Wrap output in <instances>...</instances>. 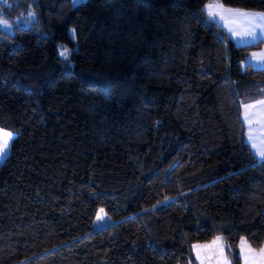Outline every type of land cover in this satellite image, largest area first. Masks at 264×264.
Listing matches in <instances>:
<instances>
[{"label": "trees", "instance_id": "16d2710c", "mask_svg": "<svg viewBox=\"0 0 264 264\" xmlns=\"http://www.w3.org/2000/svg\"><path fill=\"white\" fill-rule=\"evenodd\" d=\"M208 1L2 0L0 264H197L217 236L239 264L240 239L262 246L264 158L241 115L264 97V69L242 65L260 42L236 45ZM59 47L109 90L60 72ZM98 208L114 222L94 231Z\"/></svg>", "mask_w": 264, "mask_h": 264}, {"label": "rangeland", "instance_id": "374dc122", "mask_svg": "<svg viewBox=\"0 0 264 264\" xmlns=\"http://www.w3.org/2000/svg\"><path fill=\"white\" fill-rule=\"evenodd\" d=\"M86 1L87 0H71V5L76 7L84 4ZM0 3H2V0H0ZM210 4L221 5L222 8L216 10V15L209 16L207 12L208 5ZM203 10L212 21L223 28L226 34L233 39L232 41H234L236 45L243 44L244 42H247L246 40H249L247 32L252 37L259 33L262 38H264L262 31L264 30V19H261V16H264V12L250 11L249 15H242V13H247L245 11L248 10L228 8L223 6L218 0H209L205 4ZM0 28L5 31L11 30V27L7 24V22L2 19H0ZM68 32L70 37L74 38L73 28H69ZM62 51H65V49L59 47V53ZM260 54L261 52H250L249 56H247L244 62H242V65L245 66L252 63L255 64L253 68L256 69V64H259L262 59ZM56 66H58V70L64 74H76L83 82L97 85L105 92L109 90L110 72L107 69L96 70L76 67L73 64V60L68 58V55L67 59L61 55V59L59 63H56ZM249 103L250 102L241 104V115L247 128V138L249 139L251 145L254 146L253 148L256 152L255 156L262 159L264 158V155L261 154L264 152V125L262 126L259 123V119L261 116L264 119V107L259 105L254 106V104ZM249 105H251V107H247L246 118V106ZM0 130L7 131L12 134L8 149L5 151L3 156H0L1 166L3 161L9 155L15 133L2 127H0ZM101 210H103V212H101ZM113 222L114 220L105 212L103 208H98L96 216L92 222V229L96 231L112 224ZM217 238H219V241L216 244H213V241L217 240ZM262 250H264V242L260 248H253L244 238H242L238 243L235 254L239 259V264H264V252H262ZM192 253L197 264H235V258L227 251L226 244L220 236H217L208 242L193 244Z\"/></svg>", "mask_w": 264, "mask_h": 264}, {"label": "snow or ice", "instance_id": "6c2138e0", "mask_svg": "<svg viewBox=\"0 0 264 264\" xmlns=\"http://www.w3.org/2000/svg\"><path fill=\"white\" fill-rule=\"evenodd\" d=\"M220 8H222L221 5L210 4V5H208L207 14L209 16H214L217 14L216 10L220 9ZM242 15H249V14L242 13ZM261 19H264V16H261ZM59 55H62L65 57V59H67V51L66 50L60 52ZM253 55H256V54H253ZM260 55L262 58H264V54H260ZM259 103L264 104V101H260ZM247 107H251V105L246 106V111H245L246 118H247ZM11 138H12V134L10 132L0 130V156H3L5 154V151L9 147V142H10ZM261 154L264 155V152H262ZM101 212H103V210H101ZM218 241H219V238H217V240L213 241V244H216ZM262 252H264V250H262Z\"/></svg>", "mask_w": 264, "mask_h": 264}, {"label": "crops", "instance_id": "0c3cea01", "mask_svg": "<svg viewBox=\"0 0 264 264\" xmlns=\"http://www.w3.org/2000/svg\"><path fill=\"white\" fill-rule=\"evenodd\" d=\"M245 12L250 14V11H245ZM237 27H239V26H237ZM262 31H263V34H264V30H262ZM247 37H248L249 40H246L247 42H244L243 44H240V46L241 45H251V44H256V43L260 42V47L256 51H254V53L261 52V54H264V38H262V36L259 33L256 36L252 37L248 32H247ZM250 65L253 67L255 64L251 63ZM256 67H257L256 69H264V58L261 59V62H259V64H256ZM260 101H264V97L259 99V100L250 102L249 104H254V106L259 105V106L264 107V104L259 103ZM259 123L262 126L264 125V119L262 118V116L259 119ZM245 138H246V142L248 143V145L250 146L252 152L254 153L255 152V150L253 148L254 146L251 145L249 139L247 138V128H246ZM254 155H256V152L254 153Z\"/></svg>", "mask_w": 264, "mask_h": 264}]
</instances>
